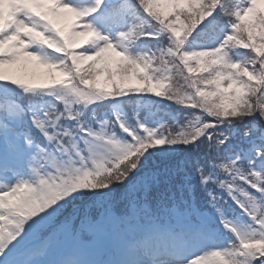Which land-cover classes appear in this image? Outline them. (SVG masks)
<instances>
[{"label":"snow or ice","instance_id":"1","mask_svg":"<svg viewBox=\"0 0 264 264\" xmlns=\"http://www.w3.org/2000/svg\"><path fill=\"white\" fill-rule=\"evenodd\" d=\"M0 264H264V0H0Z\"/></svg>","mask_w":264,"mask_h":264}]
</instances>
